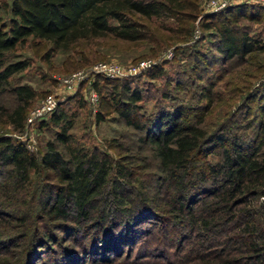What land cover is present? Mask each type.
<instances>
[{
  "label": "trees",
  "instance_id": "16d2710c",
  "mask_svg": "<svg viewBox=\"0 0 264 264\" xmlns=\"http://www.w3.org/2000/svg\"><path fill=\"white\" fill-rule=\"evenodd\" d=\"M0 1L7 14L0 18V95L13 94V104L0 103V131L24 129L35 94L27 83L10 84L12 74L29 62L11 57L9 51L24 43L43 48L46 58L61 52L66 69L104 58L101 51L113 41L138 43L143 46L138 57H155L172 41L187 37L194 19L203 15L200 25L208 30L212 50H194V60L225 63L239 58L253 66L250 77L264 72V62L256 63L264 60V40L239 23L244 18L264 27V4L235 2L202 14L200 0ZM159 17L171 19L174 26ZM146 69L150 78L166 76L157 63ZM196 79L200 87L195 104L174 102L144 117L136 104L140 89L122 82L121 89L111 85L109 93H101L108 77L96 75L92 81L100 106H111L126 125L143 130L141 140L149 145L155 172L138 170L147 165L133 154L112 158L97 146L78 143L69 131L73 114H67L60 101L34 121L40 126L49 116L56 127L38 156L24 139L0 132V196L17 200L22 208L16 214L19 224L31 226L23 232L28 234L25 263L34 264L47 248L53 264H78L86 256L91 264H111L121 250L149 234L148 221L156 218L162 227L170 214L197 237L186 261L264 264V205L256 200L264 193V85L249 90L243 81L237 94L217 89L219 77L197 74ZM235 97L257 103L259 139L229 131L222 121L212 129L205 127L204 117L214 103ZM102 117L98 110L96 119ZM158 192L165 193V200L160 201ZM71 243L84 253L72 251Z\"/></svg>",
  "mask_w": 264,
  "mask_h": 264
},
{
  "label": "rangeland",
  "instance_id": "374dc122",
  "mask_svg": "<svg viewBox=\"0 0 264 264\" xmlns=\"http://www.w3.org/2000/svg\"><path fill=\"white\" fill-rule=\"evenodd\" d=\"M205 2L206 0H200L199 3V10L202 14L211 12L206 10ZM6 15L0 1V18H4ZM202 16L194 19L190 34L187 37L172 41V46L166 47L155 57H138L143 48L138 43L113 41L108 42L111 43L110 46L105 44L106 49L101 51L105 55L104 58H96L87 65L66 69L62 63L64 55L61 52L50 54L46 58L43 56V48L24 43L9 51L11 57H25L29 62L27 66L12 74L10 84L27 83L34 89L35 94L28 105L29 109L38 104L45 94L54 93L67 114H73V124L69 131L74 134L78 143L88 147L97 146L112 158H115L119 153L133 154L139 164L147 165L138 170L141 172H155L156 168L153 166L155 159L150 155L149 145L141 140L143 130L126 125L121 116L111 106L102 107L97 98L94 101L89 98L90 88H93L96 92L92 84L96 75L91 77V74H88V80L82 81L85 84L79 88L82 83L80 82L74 91H68L59 86V79L76 69L87 72L89 66L99 60L115 61L123 66L134 65L140 60L149 61L146 66L137 68L131 74L108 77L109 83L105 85L102 82L100 87L101 93H109L111 85H115L116 89L119 90L121 89V83L127 82L131 87L140 89L141 98L136 101V104H138L137 109L142 117L147 114L153 115L159 107H169L174 102L186 105L195 104L200 87L196 79L197 74H201L202 78L215 79L219 77L216 87L221 91L224 88L223 90L237 92L240 90L239 87L242 86L243 81L249 83V90L256 89V87L261 88L264 85V72L259 73L256 77H250L247 73L253 71V66L246 65L239 58L227 60L225 63L221 61L205 63L194 60L196 58L194 50H212L210 45L212 39L208 30L203 29L200 25ZM157 20L167 25L174 26L175 24L171 19L165 17H159ZM239 23L248 33L259 34L264 40V27L260 22L240 18ZM257 62H264V60L258 59ZM153 63L162 66L163 73L166 76L161 74L153 78L148 77L146 68ZM172 78L178 79V83ZM163 90L167 91L169 96H163L161 93ZM237 94L239 93L237 92ZM96 97H98L97 92ZM237 98L235 97L234 101L230 99L227 102L214 103V108L204 117L205 127L212 129L222 121L229 131L259 139L256 121L260 113L256 108L257 103L254 100L244 103L241 98ZM0 103L7 106L13 104V94L9 91L2 93ZM98 110H102L103 115L99 120L96 119ZM45 121L47 123L40 126L38 123H33L30 126L24 124L25 135L32 138L33 146L31 149L37 156L44 149L45 141L53 139L56 128L49 120V116ZM23 130L5 129L0 132L10 133L21 139ZM208 157L214 159L216 155H208ZM198 160L201 161L202 159ZM31 176L35 179L36 173H31ZM1 178L0 176V181ZM147 184L150 185L151 181L149 180ZM158 196L159 199L163 198L165 200V193L158 192ZM256 200L264 205V193L259 194ZM16 201L15 199L5 201L0 196V238H8L6 243L0 242V264H21V262L22 264H28V262H24L23 257L28 234H23V232L31 229V226L19 224L20 220L16 217V214L22 213V208L19 202ZM161 204L164 205L165 203L161 202ZM22 207H25V204ZM12 209L13 211H11ZM163 210L160 213H166ZM168 216H170L169 221L162 227H160V223L156 218H153V221H148L145 225L149 224L152 227L149 234L140 236L126 251L121 250L120 256L113 255L111 264H193L195 259L186 261V252L189 251L190 247L196 246L197 237L186 228L183 221H178L174 215L168 214ZM71 248L78 255L84 253L77 251L79 247L77 248L76 243H71ZM47 250V248L41 250L40 258L34 264H53L49 256L51 252ZM193 254L191 252L189 256ZM78 264H91L89 256L84 259L81 258ZM95 264H98V262Z\"/></svg>",
  "mask_w": 264,
  "mask_h": 264
},
{
  "label": "built area",
  "instance_id": "2783aa9c",
  "mask_svg": "<svg viewBox=\"0 0 264 264\" xmlns=\"http://www.w3.org/2000/svg\"><path fill=\"white\" fill-rule=\"evenodd\" d=\"M235 2L264 4V0H206L205 8L206 10L213 11ZM148 63L149 61L140 60L134 65L129 64L123 66L115 61L99 60L92 63L89 66L87 72L82 69H76L70 74L61 77L59 79V86L63 87L68 91H74L80 82H82L83 80H88V74H91V77H94L98 74L107 77H118L126 74H131L137 68L146 66ZM88 96L92 101L96 100V92L93 88H90ZM57 102L58 100L54 93L49 92L45 94L38 104L32 106L28 110L25 116V126L32 125L36 119L49 113L55 107ZM25 133V130H23V132L21 133V138L24 139L26 146L28 148H31L33 146V140L29 135H25Z\"/></svg>",
  "mask_w": 264,
  "mask_h": 264
}]
</instances>
